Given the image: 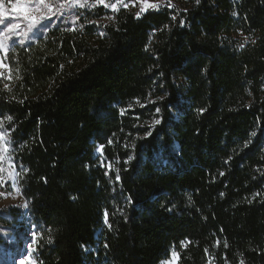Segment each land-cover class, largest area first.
Returning a JSON list of instances; mask_svg holds the SVG:
<instances>
[{
    "label": "trees",
    "instance_id": "1",
    "mask_svg": "<svg viewBox=\"0 0 264 264\" xmlns=\"http://www.w3.org/2000/svg\"><path fill=\"white\" fill-rule=\"evenodd\" d=\"M138 12L84 7L2 56L27 208L0 210V242L31 228L34 264H264V0Z\"/></svg>",
    "mask_w": 264,
    "mask_h": 264
},
{
    "label": "rangeland",
    "instance_id": "2",
    "mask_svg": "<svg viewBox=\"0 0 264 264\" xmlns=\"http://www.w3.org/2000/svg\"><path fill=\"white\" fill-rule=\"evenodd\" d=\"M162 2H175V0H105L108 5L106 8L114 10L111 5L115 4L117 9L126 8L138 12L142 8H151L152 4H160ZM46 4L51 5L52 19L51 22L45 21L47 29L54 26L58 20H65V22L75 26L76 13L78 10L84 7H79V3H86V7L103 6L97 3V0H79L76 3L75 0H45ZM25 6L26 11H19V6ZM125 5H127L125 7ZM48 10L43 7H38L34 0H0V21H6L0 24V41L4 39V34L10 24H18L19 28L15 29V32L19 33L15 36V43L21 44L20 41L24 40V43H28L37 36H32L29 32V24L32 23L30 18H27L30 14L31 17H39L46 15ZM24 33H28V38L25 39ZM44 33V32H43ZM12 43L6 46V49ZM7 51V50H6ZM6 51H0V61ZM3 62V61H2ZM4 65V64H3ZM5 67V66H4ZM4 67L0 68V73L4 70ZM5 144L7 145L6 138L4 136V142H0V210L10 207L17 208L22 212L26 210V202L23 199L18 185V171L15 163L9 155L8 145L5 150ZM26 219V229L29 225L28 218ZM32 229L25 230L19 237L5 236L3 235L2 242H0V264H34L32 259L29 260V245L33 250L32 241ZM177 253L172 251L169 258L163 261L161 264H176Z\"/></svg>",
    "mask_w": 264,
    "mask_h": 264
},
{
    "label": "snow or ice",
    "instance_id": "3",
    "mask_svg": "<svg viewBox=\"0 0 264 264\" xmlns=\"http://www.w3.org/2000/svg\"><path fill=\"white\" fill-rule=\"evenodd\" d=\"M76 3H79V0H75ZM143 2V0H142ZM34 3L38 6V7H43V8H46L48 10V13L46 15H41L39 17H31L30 14L27 18H30L32 20V23L29 24V32L32 34V36H39V35H42L43 32L47 31V26L46 24L44 23L46 20L51 22V19H52V8H51V5L49 4H46L45 3V0H34ZM97 3L100 4V5H103V6H108L106 3H105V0H97ZM196 3L199 4L200 3V0H196ZM86 3H79V7H86ZM127 5H125L126 7ZM171 6V5H170ZM111 7L114 9V10H117V6L115 4H112ZM151 8H157V5L156 4H152L151 5ZM148 8H142L141 9V12H138L136 14V18L139 19L141 14L145 11H147ZM19 11L21 12H25L26 11V7L25 6H19ZM238 13H233V16H237ZM173 20L176 19L175 16L172 17ZM6 21H0V24H3L5 23ZM180 27H184L186 21L181 19L180 20ZM19 28V25L18 24H10L7 28V31L6 33L4 34V39L2 41H0V51H6V46L9 44V43H15V36L18 35L19 33L15 32V29H18ZM74 30V29H73ZM24 36H25V39L28 38V33H24ZM21 44L24 43V40H21L20 41ZM241 48L244 47V45H241L240 46ZM145 50H147V46L145 48ZM4 67L3 65V62L0 61V68ZM203 72H207V69L204 68L202 69ZM2 75V74H0ZM159 99L163 100L164 97H160ZM137 103H139V100L136 101ZM151 103L155 104L156 101H151ZM173 107L175 105H172ZM141 107H145V105H141ZM128 109H121V114L123 115L125 111H127ZM199 112L203 113V111H205L204 109H199L198 110ZM160 112V109L157 108L156 109V113L158 114ZM9 120H11L12 118L11 117H8ZM162 123V120L161 119H156L153 121V126L157 125V124H160ZM151 135V133H147L146 136L144 137L145 139H147V137ZM4 136L5 134L3 132H0V142H4ZM109 144L112 143V140L109 139L108 141ZM104 148H105V145L101 144L99 145L95 152H94V156H100V155H103V152H104ZM5 150H7V145L5 144ZM133 157L129 156L127 158V160L124 161L125 164H127L130 160H132ZM229 160H231V157H229ZM229 160H226L225 163L227 164L229 162ZM99 167H103L104 166V163L101 162L99 165ZM86 167H88V165H86ZM112 165L111 163L108 164V170L105 172V175H109V173L112 171ZM117 175H116V182L119 183L120 180H121V177L119 175V169H116L115 170ZM125 171H127V169H125ZM221 176L225 175L224 172H221L220 173ZM46 182V180H45ZM224 194L221 193V196H223ZM129 202H132L131 199L129 198ZM171 210V209H170ZM108 211L107 209L104 210V213H103V222L105 225H107L109 228L111 227V225L109 224L108 222ZM36 240V234L35 233H32V241L35 242ZM29 247V260L31 261V244L28 246ZM105 247H107V245H105ZM207 251V250H206ZM38 264V262H37Z\"/></svg>",
    "mask_w": 264,
    "mask_h": 264
}]
</instances>
